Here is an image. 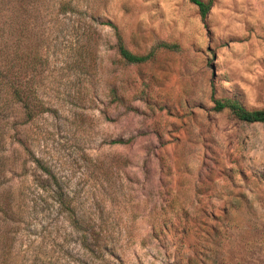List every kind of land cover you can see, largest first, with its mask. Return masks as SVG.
Returning <instances> with one entry per match:
<instances>
[{
  "label": "rangeland",
  "instance_id": "374dc122",
  "mask_svg": "<svg viewBox=\"0 0 264 264\" xmlns=\"http://www.w3.org/2000/svg\"><path fill=\"white\" fill-rule=\"evenodd\" d=\"M40 1L26 131L73 212L44 193L22 263L264 264V124L214 110L264 109V0Z\"/></svg>",
  "mask_w": 264,
  "mask_h": 264
},
{
  "label": "trees",
  "instance_id": "16d2710c",
  "mask_svg": "<svg viewBox=\"0 0 264 264\" xmlns=\"http://www.w3.org/2000/svg\"><path fill=\"white\" fill-rule=\"evenodd\" d=\"M189 1L206 20L212 0ZM42 7L40 0H0V264H23L16 242L29 229L30 210L44 193L68 213L73 212L57 176L35 154L26 131L28 124L49 110L36 80L43 60ZM118 48L120 56L131 64L154 57L152 53L131 52L121 36ZM214 103L216 112L228 109L241 122L264 124V109L250 110L235 98L214 99Z\"/></svg>",
  "mask_w": 264,
  "mask_h": 264
}]
</instances>
